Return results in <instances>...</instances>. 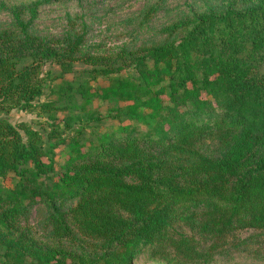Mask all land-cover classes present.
Wrapping results in <instances>:
<instances>
[{
    "label": "trees",
    "instance_id": "1",
    "mask_svg": "<svg viewBox=\"0 0 264 264\" xmlns=\"http://www.w3.org/2000/svg\"><path fill=\"white\" fill-rule=\"evenodd\" d=\"M51 2L11 8L15 26L0 31V264H141L144 253L215 264L251 241L239 231L264 235V0L192 11L165 42L116 59L87 54L73 29L36 34ZM75 64L92 68L64 79ZM48 87L57 99L41 102ZM35 108L52 122L46 135L3 117ZM59 146L68 158L58 170ZM35 206L47 210L51 243L27 226Z\"/></svg>",
    "mask_w": 264,
    "mask_h": 264
},
{
    "label": "rangeland",
    "instance_id": "2",
    "mask_svg": "<svg viewBox=\"0 0 264 264\" xmlns=\"http://www.w3.org/2000/svg\"><path fill=\"white\" fill-rule=\"evenodd\" d=\"M37 0H0V31L15 26L10 9L16 6L29 5ZM40 7L37 19L32 26L33 31L41 37L59 39L73 29V35L84 36L85 52L96 58L116 59L122 50H138L163 43L168 35L164 29L173 23L192 15L208 13L211 9L220 7V0H59ZM30 14L23 19L28 21ZM75 74H66L64 79L75 80L78 76L92 67L89 65L75 64ZM52 71L53 75H62L58 66H46L44 72ZM127 74L135 72L127 67ZM49 83L52 81L50 78ZM63 79L55 80L53 85L61 83ZM95 86H105V79L92 81ZM57 99L52 96L51 90L46 88L41 102ZM97 109L103 116L107 115V105L95 102ZM64 114L57 113L59 120ZM13 125L25 123L42 134L44 130H51V121L48 115L35 108L32 111L15 109L9 115L3 116ZM60 123V122H58ZM113 128V123L106 121L100 129L103 131ZM72 131H68L67 136ZM74 132V131H73ZM46 137V136H45ZM204 152L215 155L217 143L207 141L202 146ZM57 169L65 164L68 158V148L59 146L55 150ZM4 185L12 187L15 182L13 175L3 180ZM47 210L43 206H35L28 214V227L34 236L42 241L51 243V231L47 224ZM260 231L243 230L237 233L239 239H248L246 247L233 251L228 257H219L215 264H264V235ZM141 264H155L149 260L148 253L139 256Z\"/></svg>",
    "mask_w": 264,
    "mask_h": 264
}]
</instances>
